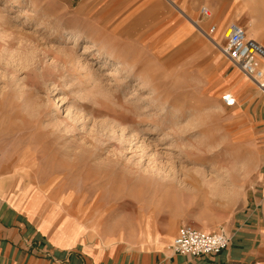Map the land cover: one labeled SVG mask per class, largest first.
I'll return each instance as SVG.
<instances>
[{"label":"rangeland","instance_id":"374dc122","mask_svg":"<svg viewBox=\"0 0 264 264\" xmlns=\"http://www.w3.org/2000/svg\"><path fill=\"white\" fill-rule=\"evenodd\" d=\"M194 1L162 46L95 36L76 1L0 0L2 196L139 251L247 224L264 261V91L192 21L264 45V0Z\"/></svg>","mask_w":264,"mask_h":264},{"label":"crops","instance_id":"0c3cea01","mask_svg":"<svg viewBox=\"0 0 264 264\" xmlns=\"http://www.w3.org/2000/svg\"><path fill=\"white\" fill-rule=\"evenodd\" d=\"M72 1H76V12L81 17L93 20L88 26L92 28L91 32L95 36L102 35L105 28L109 27L111 34L117 31L127 38L140 36L142 43L152 45L153 42L157 44V41H160L162 46H168L167 39L176 28L185 23L181 16L184 15L190 19L186 12H193L197 7V2L194 0ZM159 19L165 22L158 26ZM192 21L194 28L203 34L205 31L199 27L198 21ZM227 27H223L220 23L213 34L217 36L223 29L219 44H222L223 32ZM107 31L109 33L108 29ZM248 36L257 40L253 32H249ZM232 74L233 71L231 78L234 83L245 88L248 83L242 81L238 74L235 73L233 76ZM231 96L238 102L236 91H233ZM4 183L5 180L0 179V189L3 188ZM38 210L39 206L34 201H30L24 207L0 194V264L264 263L259 246H253L254 239L251 238L252 233L248 230L250 225L247 224L244 227H232L234 230L229 231L232 235L231 243L220 253L194 257L175 254L168 248L139 251L125 246H116L107 238L100 236H94L95 241L92 242L89 241L91 235L88 232H81L75 224H64L55 212L54 215H48V213L39 215ZM107 244L111 246H106Z\"/></svg>","mask_w":264,"mask_h":264},{"label":"built area","instance_id":"2783aa9c","mask_svg":"<svg viewBox=\"0 0 264 264\" xmlns=\"http://www.w3.org/2000/svg\"><path fill=\"white\" fill-rule=\"evenodd\" d=\"M203 1V0H200ZM201 14L211 17L210 9L204 4L201 6ZM228 35L225 37V45L222 47L227 60L240 67L242 72L251 78L259 89L264 91V46L247 35L246 30L238 23L228 25ZM216 30L215 25L210 26V33ZM226 106H233L235 98L231 94L222 96ZM232 240L231 233L227 231L204 232L188 225L178 229L169 249L180 255L203 256L218 254L226 249Z\"/></svg>","mask_w":264,"mask_h":264},{"label":"bare ground","instance_id":"6f19581e","mask_svg":"<svg viewBox=\"0 0 264 264\" xmlns=\"http://www.w3.org/2000/svg\"><path fill=\"white\" fill-rule=\"evenodd\" d=\"M199 26V25H198ZM200 27V26H199ZM209 32H210V29H209ZM209 32H204V34L205 35H207L208 36V38L211 40V42L214 44V46H216L218 49H220V51H221V53H223V49H222V47H224V45H223V43L222 44H219V41H217V40H214L213 38H212V35L214 34V32L213 33H210L209 34ZM228 35V28H226L225 30H224V32H223V39H225V37ZM248 35V34H247ZM251 38V37H250ZM253 39V38H252ZM255 40V39H254ZM257 41V40H256ZM258 42V41H257ZM263 46V45H262ZM95 47V46H94ZM91 47H89L88 46V50L90 51L91 49H90ZM262 65L264 66V60H262ZM241 72H242V70L240 69V67L239 66H237V65H235ZM243 73V72H242ZM244 74V73H243ZM245 75V74H244ZM249 80H251L252 82H254L251 78H249L247 75H245ZM223 96V95H222Z\"/></svg>","mask_w":264,"mask_h":264}]
</instances>
